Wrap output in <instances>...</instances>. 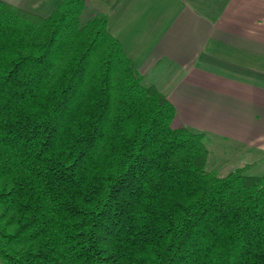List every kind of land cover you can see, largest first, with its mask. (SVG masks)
<instances>
[{"label": "trees", "instance_id": "obj_1", "mask_svg": "<svg viewBox=\"0 0 264 264\" xmlns=\"http://www.w3.org/2000/svg\"><path fill=\"white\" fill-rule=\"evenodd\" d=\"M87 10L0 0V263L264 264V174L208 169Z\"/></svg>", "mask_w": 264, "mask_h": 264}, {"label": "crops", "instance_id": "obj_2", "mask_svg": "<svg viewBox=\"0 0 264 264\" xmlns=\"http://www.w3.org/2000/svg\"><path fill=\"white\" fill-rule=\"evenodd\" d=\"M5 1L48 16L63 0ZM86 1L174 104L173 126L205 135L209 163L264 174V0Z\"/></svg>", "mask_w": 264, "mask_h": 264}, {"label": "rangeland", "instance_id": "obj_3", "mask_svg": "<svg viewBox=\"0 0 264 264\" xmlns=\"http://www.w3.org/2000/svg\"><path fill=\"white\" fill-rule=\"evenodd\" d=\"M95 8L94 7H92L91 5H89L88 6V10L84 13V17H83V20L84 21H86V20H89V19H91L93 16H96L97 15V13L95 12ZM207 144V143H206ZM219 145H221V144H219ZM220 148H222V147H219V149ZM218 152H220V153H222V150H220V151H218ZM230 152H228V154H229ZM209 159L211 160V158H210V156H209ZM217 162V164H219L220 162L219 161H216ZM214 164H216V163H214ZM208 169H211V170H216L218 173H219V175H221V176H226V175H228L229 173H231L232 171H234L235 170V167H232L231 165H220V166H218V165H215V166H213L211 163H209V161H208ZM236 169H237V167H236ZM253 170H255V168L253 167L252 168ZM253 170H247V172L249 173H247L248 175H253L254 173V171ZM256 176H259V175H256ZM1 264V263H0Z\"/></svg>", "mask_w": 264, "mask_h": 264}]
</instances>
